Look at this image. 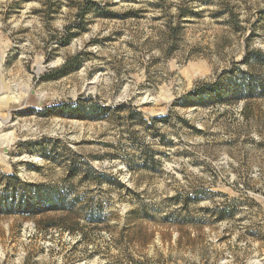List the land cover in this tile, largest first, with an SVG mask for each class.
Instances as JSON below:
<instances>
[{
	"label": "rangeland",
	"instance_id": "obj_1",
	"mask_svg": "<svg viewBox=\"0 0 264 264\" xmlns=\"http://www.w3.org/2000/svg\"><path fill=\"white\" fill-rule=\"evenodd\" d=\"M0 122V264H264V0H0Z\"/></svg>",
	"mask_w": 264,
	"mask_h": 264
},
{
	"label": "trees",
	"instance_id": "obj_2",
	"mask_svg": "<svg viewBox=\"0 0 264 264\" xmlns=\"http://www.w3.org/2000/svg\"><path fill=\"white\" fill-rule=\"evenodd\" d=\"M260 56H263V55H260ZM232 71L233 70H231L229 72L230 75L232 74L231 73ZM247 74H248V72H243L242 73L243 76H246ZM227 86H228V89L230 90L231 93H233L234 91L238 90V87H237L238 85H234L232 83L231 79H228V85ZM219 87H221V84H219V82L210 85L209 88H207V87H198L197 89H194L193 91H191L186 98H181V99L182 100H187L189 98H193L194 97L197 100H199V99H201L204 96V93H206V94L210 93V89H214V88H218L219 89ZM243 88H244V89H242L243 93L247 92V94H249L253 87L251 85H247V87L244 86ZM34 187L41 189L43 186H34ZM38 195H40V193ZM57 207H58L57 202L49 199V201L47 202V207L42 209L41 212H44V211H47V210H52V211L53 210H58Z\"/></svg>",
	"mask_w": 264,
	"mask_h": 264
},
{
	"label": "bare ground",
	"instance_id": "obj_3",
	"mask_svg": "<svg viewBox=\"0 0 264 264\" xmlns=\"http://www.w3.org/2000/svg\"><path fill=\"white\" fill-rule=\"evenodd\" d=\"M195 64H192L190 66V69H194L195 68ZM196 70V69H195ZM206 75V71L205 70H199V71H193L192 73H190V78L194 79V78H197V77H203ZM17 99V98H16ZM149 100V99H148ZM1 123V122H0ZM8 140V138H7ZM6 143V142H5ZM8 144H10L11 142L8 141L7 142Z\"/></svg>",
	"mask_w": 264,
	"mask_h": 264
}]
</instances>
